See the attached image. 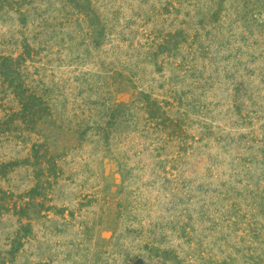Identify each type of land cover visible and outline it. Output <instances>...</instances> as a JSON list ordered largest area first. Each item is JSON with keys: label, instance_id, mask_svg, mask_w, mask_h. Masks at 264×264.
Wrapping results in <instances>:
<instances>
[{"label": "rangeland", "instance_id": "rangeland-1", "mask_svg": "<svg viewBox=\"0 0 264 264\" xmlns=\"http://www.w3.org/2000/svg\"><path fill=\"white\" fill-rule=\"evenodd\" d=\"M0 264H264V0H0Z\"/></svg>", "mask_w": 264, "mask_h": 264}]
</instances>
